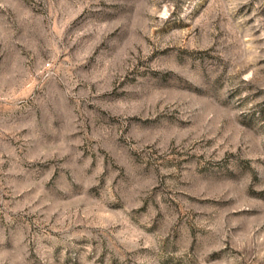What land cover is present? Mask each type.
<instances>
[{
    "label": "rangeland",
    "instance_id": "rangeland-1",
    "mask_svg": "<svg viewBox=\"0 0 264 264\" xmlns=\"http://www.w3.org/2000/svg\"><path fill=\"white\" fill-rule=\"evenodd\" d=\"M0 264H264V0H0Z\"/></svg>",
    "mask_w": 264,
    "mask_h": 264
}]
</instances>
